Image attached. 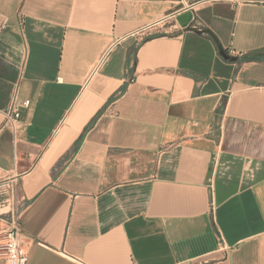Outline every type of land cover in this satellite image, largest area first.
Listing matches in <instances>:
<instances>
[{
	"label": "crops",
	"instance_id": "obj_1",
	"mask_svg": "<svg viewBox=\"0 0 264 264\" xmlns=\"http://www.w3.org/2000/svg\"><path fill=\"white\" fill-rule=\"evenodd\" d=\"M199 1L0 0L28 264H264V5Z\"/></svg>",
	"mask_w": 264,
	"mask_h": 264
},
{
	"label": "built area",
	"instance_id": "obj_2",
	"mask_svg": "<svg viewBox=\"0 0 264 264\" xmlns=\"http://www.w3.org/2000/svg\"><path fill=\"white\" fill-rule=\"evenodd\" d=\"M219 0H201L198 3L211 4ZM229 2H243L246 4H261L264 5V0H226ZM172 16L166 17L164 21H169ZM157 24L142 27L134 34L147 32L153 29ZM9 28L8 19L0 13V36ZM197 30V27H195ZM30 100L21 101L18 92L16 91L12 96L9 108L3 112L5 124L15 130L18 121L22 118V110L29 108ZM0 222L2 228L0 230V259L4 260L6 264H28L29 253L24 245V232L22 228L21 213H9L6 215L0 214ZM81 264H86L80 261Z\"/></svg>",
	"mask_w": 264,
	"mask_h": 264
},
{
	"label": "rangeland",
	"instance_id": "obj_3",
	"mask_svg": "<svg viewBox=\"0 0 264 264\" xmlns=\"http://www.w3.org/2000/svg\"><path fill=\"white\" fill-rule=\"evenodd\" d=\"M25 202L18 184H0V214L21 213Z\"/></svg>",
	"mask_w": 264,
	"mask_h": 264
},
{
	"label": "water",
	"instance_id": "obj_4",
	"mask_svg": "<svg viewBox=\"0 0 264 264\" xmlns=\"http://www.w3.org/2000/svg\"><path fill=\"white\" fill-rule=\"evenodd\" d=\"M198 33H209V31H198ZM219 52H220V55L225 59V60H228V61H231V62H236L238 61V59L236 57H231L229 56L226 51L223 50V48L219 45Z\"/></svg>",
	"mask_w": 264,
	"mask_h": 264
},
{
	"label": "trees",
	"instance_id": "obj_5",
	"mask_svg": "<svg viewBox=\"0 0 264 264\" xmlns=\"http://www.w3.org/2000/svg\"><path fill=\"white\" fill-rule=\"evenodd\" d=\"M260 59H261V58H259V57H245V58H244V60H246V61H247V60H248V61H249V60L253 61V60H260Z\"/></svg>",
	"mask_w": 264,
	"mask_h": 264
},
{
	"label": "bare ground",
	"instance_id": "obj_6",
	"mask_svg": "<svg viewBox=\"0 0 264 264\" xmlns=\"http://www.w3.org/2000/svg\"><path fill=\"white\" fill-rule=\"evenodd\" d=\"M64 145V144H63ZM62 149V148H61Z\"/></svg>",
	"mask_w": 264,
	"mask_h": 264
}]
</instances>
